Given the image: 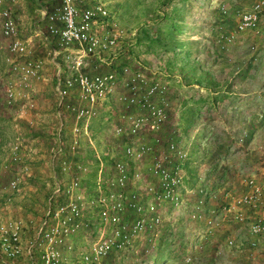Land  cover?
Returning <instances> with one entry per match:
<instances>
[{"label": "built area", "instance_id": "2783aa9c", "mask_svg": "<svg viewBox=\"0 0 264 264\" xmlns=\"http://www.w3.org/2000/svg\"><path fill=\"white\" fill-rule=\"evenodd\" d=\"M19 1L0 0V34L7 51L3 96L8 106L15 103L33 109L29 91L40 78L43 60L32 55L21 36ZM41 4L38 15L54 45L50 56L56 59L52 81L58 125L49 154L65 177L55 186L45 215L28 241L26 252L32 264H63V252L74 254L80 264H123L137 240L149 253L156 248L166 207L174 212L187 208L188 219L201 221L208 233L221 228V223H235L239 236L225 235L222 246L258 249L264 238V179L243 176L239 191L220 186L217 194L203 185L187 187L183 164L188 148L176 121L162 131L171 104L164 79L153 76L155 71L146 72L139 63L134 68L119 64L102 71L93 62L118 48L128 36L126 30L98 0H41ZM217 10L221 18L214 39L220 48L264 27V0L235 9L232 25L226 23L225 4H217ZM118 86L123 91H117ZM109 97L121 110L114 116H100L111 125V140L101 142L97 153L89 125ZM84 140L94 150V166L83 159ZM20 146L15 138L7 157L0 160V170L17 162ZM89 170L94 172L91 196L83 182ZM16 184L13 177L5 187L15 192ZM217 197L215 205L207 207V200ZM21 229L19 219L0 220L3 258L13 260L21 254ZM192 260L183 256L181 264Z\"/></svg>", "mask_w": 264, "mask_h": 264}, {"label": "rangeland", "instance_id": "374dc122", "mask_svg": "<svg viewBox=\"0 0 264 264\" xmlns=\"http://www.w3.org/2000/svg\"><path fill=\"white\" fill-rule=\"evenodd\" d=\"M98 1L108 8L114 15L117 24L126 30L129 37L128 50L124 51L123 58L112 63L113 66L126 64L134 68L136 63H139L146 69V72H153L152 60H159L162 56L167 57L164 62V66L167 68L166 74L162 75L156 70L157 74L154 73L153 76L164 79L168 85V96L171 102L168 116V118L170 117L169 126L177 121L178 115H181L179 108V110L173 108L174 99L177 96L173 87L176 83L175 80L178 77L180 79L183 71V69H181L182 71L178 69L179 64L177 63L188 58L187 62H184L189 64L192 61L197 64L198 69L194 67L195 69L192 71L195 73L199 70L197 72V74H201L199 78L203 79L202 72L206 71L211 75V79L217 83V87L210 92L196 87L193 91L196 92L197 96L211 98L217 94L223 98L213 101V103L207 101L200 105L194 122L189 126L183 123V131L187 133L186 136L188 137V139L184 138L183 145L188 148V155L191 156V160L196 161L195 168H197L194 171V182L191 186L203 185L210 193L215 192L217 194L216 189L220 186L239 191L241 189L239 180L243 176L254 175L264 179V27L259 28L258 33L246 32L242 34L224 48H220L214 39L215 24L221 18L217 4L222 2L228 8L226 23L232 25L235 20L234 10L247 8L253 0H192L194 1L192 3L181 0L186 2L183 6H180L177 0ZM23 6L24 14H27V18H29L32 13L27 11L26 3ZM16 11L20 16V9ZM180 16L185 20L197 17L199 23L198 30H195L198 31L195 32L196 39L181 44H172L161 40L158 31H171L169 22L172 18ZM186 22L181 23V32L184 34L188 32V23ZM175 25L178 26L177 23ZM22 33L27 36L26 32ZM138 37L142 39L141 42L137 41ZM108 52L101 54V58L109 59L111 53ZM184 52L185 54L188 52V57L183 56ZM143 53H152L154 57L146 60L143 56V59H140V55ZM6 56V40L0 34V102L4 98L2 77L7 68ZM171 59L172 61L179 60L175 62L174 75L172 71L168 70L171 68ZM99 64L100 66L97 68L102 71L109 67V65L101 62ZM49 68L46 86L41 88L40 93H34L31 97L35 104L34 108L36 107L35 110L44 115H47L52 109H45L44 107V109H39V105L42 102L53 105L56 101L51 79L53 66H49ZM194 83L197 84V81ZM188 89L184 88L181 91L184 102L190 93ZM117 91H123V88L118 86ZM200 98L202 100L204 97ZM107 105L110 107L105 108ZM119 110H121V106L114 101V98L109 97L107 104L99 110V117L90 121L91 143L97 153L100 151L101 142L111 140L108 137L111 125L109 123L104 124L100 120V116L106 114L114 116ZM243 132L247 135H243ZM190 137L192 139L189 140ZM50 143H52L51 135ZM83 145L85 148L83 159L85 161L91 160V164L94 166V150L85 140ZM198 150L200 153H197ZM215 150L221 151L223 154L226 152V159L227 156L229 158L226 163H223L225 167L227 165L228 174L222 179L218 173L216 175L210 174L207 168L210 161L211 163L213 161L210 160V152ZM223 162L225 161L223 160ZM202 163L205 164L201 167ZM83 182L87 195H93L94 172L89 170L85 174ZM215 183L217 185L214 188L213 184ZM216 199L218 197L207 200V207L215 205ZM2 206V201H0V207ZM46 207L47 205L38 204L36 205L37 211L32 212L38 214L37 217L40 219L33 217L29 209L24 215L13 216L10 214L6 216L4 214L1 215V218L21 219L23 233H21L20 238L24 236L26 240H29L37 231ZM162 216L163 228L157 238L156 247L158 248H154L149 253H144L143 241L137 240L123 264H181L183 256L186 255L193 258L192 264H258L259 262V257L256 258V256L246 258L249 253L246 249L238 251V249H226L222 246L224 236L233 235L232 232L238 230V225L229 222L225 229L221 223V228L210 230L211 232L208 233L201 221L193 222L188 219L187 208L174 212L170 207H166ZM240 232L241 230H238V234ZM167 233L170 234L169 238ZM165 237L166 239L159 246L161 239ZM80 239L82 238L76 239L74 243L78 245L81 242ZM86 239L88 240L89 237L87 236ZM257 248L261 254V263L264 264V238L260 240ZM63 255L65 256V263L63 264H80L75 259L74 254L63 252ZM163 256L167 258L163 260ZM13 260L9 261L13 262ZM16 261L20 262L19 259Z\"/></svg>", "mask_w": 264, "mask_h": 264}, {"label": "crops", "instance_id": "0c3cea01", "mask_svg": "<svg viewBox=\"0 0 264 264\" xmlns=\"http://www.w3.org/2000/svg\"><path fill=\"white\" fill-rule=\"evenodd\" d=\"M177 2L180 6H183L186 2L192 3L194 1L186 0V2H182L181 0H177ZM24 3H26L27 11L32 13L29 18H27V14H24ZM41 6V0H20L17 4V9H20L21 12V15L19 16L21 20L20 31L27 33V36H24V33H22L21 36L22 38H25L28 50L32 53V55L43 60V68L40 78L37 81L33 82L31 90L29 91L30 97H32L34 93H37L39 91L41 92V88L46 86L49 78V74H47V71H49L50 69L49 66H53V74L55 70L54 66L56 67V59L50 56V52L53 49L54 45L51 43L50 38L45 33L44 20L40 17V15H38V10L41 8ZM173 21H176L173 22V24L177 23V25L180 27L179 31L174 36V38L178 42L185 43L194 41L193 39H196L195 32L198 31L195 30H198L197 27L199 23L197 17L193 19L187 18V20H185L182 16H180L174 18ZM183 21H187L186 23H188L187 34L181 32V23H183ZM162 36L168 37V35L164 33L162 34ZM128 45L129 37L127 36L125 39H123V42L120 44V46H118V48L110 51L111 57H109V59L101 58L99 62L112 66V63H114L118 59L123 58V54H125L124 51L128 50ZM143 56L146 60L154 57L152 53H143L140 55V59H143ZM166 59L167 57L165 56H162L159 60L153 59V62L151 64L152 70H157L158 73L165 75V70H167V68H165L164 62L166 61ZM177 61L179 60L177 59ZM93 62L99 64L96 59H94ZM171 71L173 74L175 68H173ZM175 82L176 83L173 89L177 92V96L174 99L173 108H177V110L182 109L181 106L183 96L181 94V91H183L184 88H189V92L193 93V99L197 97L196 92L193 91L195 90V87L204 91H207L209 88L203 87L200 84H195L190 81L185 84V82L179 79V77L175 80ZM190 93L188 95H190ZM43 107L45 109L52 110H50L47 115H44L40 112H37L38 110H35L36 107L33 108L34 110L26 109L21 105L15 103L8 106L5 104L4 98L3 101L0 102V160H3L7 157V154L10 151V146L15 138H18L20 140V144L22 145L20 146L18 152L17 162L12 163L8 170H0V201H2L3 204V206L0 207V220H7L1 218V215H24L28 209L31 211L32 216L36 218L39 215L32 213L34 211H37L36 205L43 204L48 206L50 202L49 200L54 195L53 191L55 189V186L61 181L62 177H65V174H63L57 166V160L52 159L49 154V146H51L49 144L50 135L52 136L53 134H55V132H57L58 125V120L55 116V102L53 105L45 103L43 104L42 102L38 108L44 109ZM107 107L110 106L107 105L105 108ZM169 120L170 117L166 121L164 127H166L170 123ZM197 153H200V150H198ZM187 158L190 160L191 156L188 155ZM227 159H229L228 156ZM227 159L225 157V162H223V159H221L220 163H226ZM204 164L202 163V165L200 166L202 167ZM210 165H212L211 162L209 163L208 167H210ZM195 167L196 161L190 160V162H188L187 164V171L189 174L184 169L186 184H188L187 186L192 185V182H190V180L193 179V175L195 173L194 171L195 169H197ZM190 176L192 177V179L188 178ZM13 177L17 178V189L15 192H11L5 187L7 181ZM46 209L47 207L45 208L41 219L44 217ZM37 218L40 219V217ZM222 226L226 229L228 224L225 223V225L223 224ZM238 230L236 232H232V236L237 238L239 236ZM21 233H23V229H21L20 235ZM29 240H26L24 236L20 238L21 254L13 260V262H15L17 259H19L20 262L16 261L15 263H13L12 261L4 259L0 255V264H32L33 258L26 252V247ZM225 248L238 249L227 247ZM242 250L238 249V251ZM248 251V255L245 253L247 255L246 258H248V256H256V258L259 257L258 264H262L259 249Z\"/></svg>", "mask_w": 264, "mask_h": 264}, {"label": "trees", "instance_id": "16d2710c", "mask_svg": "<svg viewBox=\"0 0 264 264\" xmlns=\"http://www.w3.org/2000/svg\"><path fill=\"white\" fill-rule=\"evenodd\" d=\"M169 24L171 25V31H169V32L168 31H164V32H159L158 31L159 38H161V40H163V41H165L167 43L181 44L180 42H178L174 38L175 34L179 31L180 27L176 26L175 24H173V18L171 19V22H169ZM216 32L217 31H215V34H216ZM163 33L168 35V37L162 36ZM137 39H138L137 41H140V42L142 41V39L140 37H138ZM183 56H187L188 57V52H187V54H185V52H184ZM187 59L188 58L184 59L183 62H180L179 65H178V69H180V70L183 69V71L181 70L182 72H181L180 79L183 80V82H185V84H187L189 81L193 82V83L195 81H197V84H200L203 87H209L208 90H207L208 92L214 90L217 87V83L211 79V75L208 72L205 71V72H202L203 73V79L199 78V77H201V74H197V72L199 70L197 72H195V73L192 71V69H195L194 67H197V64L193 63L192 61L189 64H187V63H185V62H187ZM176 61L177 60L172 61V59H171V64H170L171 68L168 69L169 71H171L173 68L176 69V65H175ZM183 67H185V68H183ZM197 69H198V67H197ZM208 92H207V95L209 94ZM200 97H204V98L202 100H200L201 99ZM221 98H223V97L217 96V94H214L211 98H209L208 96L207 97L206 96H197L195 99H193V93L191 92L190 95H188L187 100H185V102H184V100H182L183 106H182V109L180 110L181 115L177 116L176 127L179 130V132L181 133L183 140H185L184 138L188 139V137L186 136L187 133H185V131H183V123L186 126L187 125L189 126L192 122H194L195 117H196V115L198 113L197 111L199 110L200 105L205 104L207 101H210L211 103H213V101L221 100ZM99 125L102 126L101 124H99ZM168 127H169V125L166 126V127L163 126L162 127V129H163L162 131L165 132L168 129ZM163 134H165V133H163ZM246 135L247 134H245V136ZM51 144L52 143H50V145ZM188 145H189V143H188ZM210 157H211L210 160H213L212 161V165H210V167H208V170H209L210 174L216 175L218 173L220 175L221 179L226 177V175L228 174L227 165L225 167L224 164L222 165V163H220L221 159L225 160L226 152L223 154V153H221V151L215 150V151L210 152ZM190 160H191V158H190ZM190 160L187 158L185 160L184 164H183V167H184V169H185V171L187 173H188L187 164H188V162H190ZM188 178L192 179L191 176L188 177ZM191 182H194V178L192 179ZM213 185H214V188H215L217 183H215ZM189 187H192V186H189ZM167 235H168V238H169L170 234L167 233ZM164 239H166V237L161 239L160 244H158L159 246H161V243H162V241ZM157 248L158 247H156V249ZM162 258H163V260H165L167 257L163 256Z\"/></svg>", "mask_w": 264, "mask_h": 264}]
</instances>
